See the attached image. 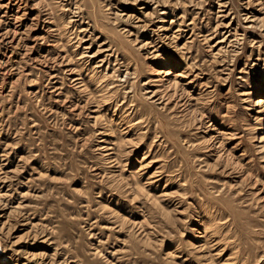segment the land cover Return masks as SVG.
Instances as JSON below:
<instances>
[{
  "label": "rangeland",
  "instance_id": "1",
  "mask_svg": "<svg viewBox=\"0 0 264 264\" xmlns=\"http://www.w3.org/2000/svg\"><path fill=\"white\" fill-rule=\"evenodd\" d=\"M258 98L264 0H0V264H264Z\"/></svg>",
  "mask_w": 264,
  "mask_h": 264
},
{
  "label": "bare ground",
  "instance_id": "2",
  "mask_svg": "<svg viewBox=\"0 0 264 264\" xmlns=\"http://www.w3.org/2000/svg\"><path fill=\"white\" fill-rule=\"evenodd\" d=\"M257 103L256 104H261L263 105L264 104V100L262 98H258V100L256 101ZM255 104V103H254ZM263 121V120H262ZM260 128V127H259ZM263 128V127H262Z\"/></svg>",
  "mask_w": 264,
  "mask_h": 264
}]
</instances>
